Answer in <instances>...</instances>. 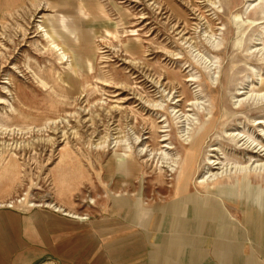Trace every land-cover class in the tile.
<instances>
[{
  "label": "rangeland",
  "instance_id": "rangeland-1",
  "mask_svg": "<svg viewBox=\"0 0 264 264\" xmlns=\"http://www.w3.org/2000/svg\"><path fill=\"white\" fill-rule=\"evenodd\" d=\"M169 200L264 235V0H0V208Z\"/></svg>",
  "mask_w": 264,
  "mask_h": 264
},
{
  "label": "crops",
  "instance_id": "crops-1",
  "mask_svg": "<svg viewBox=\"0 0 264 264\" xmlns=\"http://www.w3.org/2000/svg\"><path fill=\"white\" fill-rule=\"evenodd\" d=\"M172 200L148 210L145 223L127 213L85 222L0 208V264H264V235L244 220L198 217L183 203L174 213Z\"/></svg>",
  "mask_w": 264,
  "mask_h": 264
},
{
  "label": "bare ground",
  "instance_id": "bare-ground-1",
  "mask_svg": "<svg viewBox=\"0 0 264 264\" xmlns=\"http://www.w3.org/2000/svg\"><path fill=\"white\" fill-rule=\"evenodd\" d=\"M242 199V198H241Z\"/></svg>",
  "mask_w": 264,
  "mask_h": 264
}]
</instances>
